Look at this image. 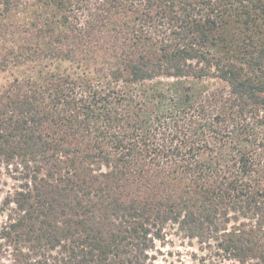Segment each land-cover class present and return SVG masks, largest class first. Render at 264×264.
I'll use <instances>...</instances> for the list:
<instances>
[{
	"label": "trees",
	"instance_id": "obj_1",
	"mask_svg": "<svg viewBox=\"0 0 264 264\" xmlns=\"http://www.w3.org/2000/svg\"><path fill=\"white\" fill-rule=\"evenodd\" d=\"M2 168L0 264H264V0H0Z\"/></svg>",
	"mask_w": 264,
	"mask_h": 264
},
{
	"label": "rangeland",
	"instance_id": "obj_2",
	"mask_svg": "<svg viewBox=\"0 0 264 264\" xmlns=\"http://www.w3.org/2000/svg\"><path fill=\"white\" fill-rule=\"evenodd\" d=\"M0 188L7 189L12 180L5 169L0 170ZM1 219V218H0ZM150 264H237L234 261L212 258L206 249H201L195 239H187L177 235H169L162 243H156ZM8 252L0 247V263H8Z\"/></svg>",
	"mask_w": 264,
	"mask_h": 264
}]
</instances>
